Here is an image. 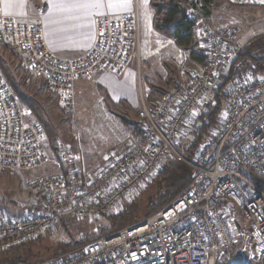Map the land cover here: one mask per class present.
I'll return each instance as SVG.
<instances>
[{"label":"built area","instance_id":"2783aa9c","mask_svg":"<svg viewBox=\"0 0 264 264\" xmlns=\"http://www.w3.org/2000/svg\"><path fill=\"white\" fill-rule=\"evenodd\" d=\"M26 1L32 20L6 15L0 0V45L12 51L25 74L43 80L65 113L75 111L77 81L98 73L119 76L138 58L136 12L96 17L90 48L66 58L45 40L46 0ZM201 11L200 4L190 7L185 19L206 66L164 93L150 113L141 111L145 127L138 141L118 130L129 148L103 169H80L72 151L59 146L60 172L27 185L29 209L16 218L0 211V252L38 238L63 218L95 222L146 183L170 154L187 164L173 147L188 119L214 94L220 65L232 54L238 35L234 27L212 29ZM222 101L226 111L220 128L195 150L186 190L142 223L39 264H264V191L244 176L264 177V73L247 74ZM47 162L43 125L27 121L0 69V172L42 170Z\"/></svg>","mask_w":264,"mask_h":264},{"label":"rangeland","instance_id":"374dc122","mask_svg":"<svg viewBox=\"0 0 264 264\" xmlns=\"http://www.w3.org/2000/svg\"><path fill=\"white\" fill-rule=\"evenodd\" d=\"M151 1L131 0L132 11L136 12L138 17V33L135 40L138 58L134 57L132 61L136 63V74H134L136 103L133 106H127L124 101L119 103L117 99L113 101L109 91L102 85L112 88L114 76L99 73L90 79H81L75 83V111L65 113L58 105L56 97L44 89L42 79L25 74L15 56L0 49V67L21 101L27 121L40 123L44 127L48 155V162L42 170L26 173L0 172L1 212L10 218H16L29 209L31 202L27 185L33 178L60 172L56 154L59 146L67 147L72 151L80 169L95 171L103 169L109 161L129 148L127 146L130 143L122 141L123 137L118 136V130L123 135L131 134L134 140L138 141L137 138L145 127L141 120V111L145 108L150 113L164 93L192 72H200L206 66L207 58L197 49L194 37L189 48H178L171 40L155 30L156 13L155 9L151 8ZM166 2L180 4L181 9L184 10V17L188 8L199 4V0H167ZM208 11L207 16L203 11L201 14L206 24L212 29L234 27L238 30L237 43L233 52L222 62L218 70V76L215 79L217 90L223 85L222 91L226 92L231 85L247 74L251 76L263 74L264 71L255 75L248 68L251 67L250 61L264 60V3H261V0H214ZM153 35L160 37L163 46L159 45ZM199 54L205 60L203 64L193 58ZM235 61L239 62L233 65ZM233 66L238 67L239 73L232 74L231 79L224 86L228 70ZM101 75L106 79L97 82ZM122 75L121 86L132 98V80L126 73ZM122 88L119 85V88L115 89L120 92ZM212 100L213 97L209 96L200 109L188 119L178 142L173 147L175 153L186 155L191 147L192 135L198 119L205 113V105L207 106ZM225 111L224 104L221 103L217 124L208 129L199 146L216 134ZM178 162L180 161L174 154L168 155L146 183L124 197L121 203L109 213L99 217L95 222L63 218L52 229L28 245L24 244L0 253V264L23 262L27 249L32 252L30 253L32 258L28 259L27 264H39L76 252L92 241L142 223L158 212L159 209L156 212L153 211L156 207L155 202L166 193L167 180L159 174L163 172L167 164ZM173 172L174 170H170L169 173ZM122 214L126 219L124 218L125 223L121 226H125L118 228L119 223L115 219ZM239 232L238 228L235 235L238 236ZM232 259L237 262L235 253L232 254ZM238 259L244 260L240 256Z\"/></svg>","mask_w":264,"mask_h":264},{"label":"trees","instance_id":"16d2710c","mask_svg":"<svg viewBox=\"0 0 264 264\" xmlns=\"http://www.w3.org/2000/svg\"><path fill=\"white\" fill-rule=\"evenodd\" d=\"M167 0H152L151 1V8L155 9V19H154V28L155 30L160 33L162 36L166 37L167 39L171 40L176 47L178 48H189L193 43V34L191 30V26L186 21L184 17V10L181 9L180 4H176L175 2L169 3L166 2ZM214 0H199V4L203 7V12L207 16L209 14V8L213 4ZM156 2V3H155ZM196 2V1H195ZM194 2V4H195ZM0 49L5 53H11V56H14L11 50L3 45H0ZM193 56V55H191ZM196 61L200 64L204 63V58L201 54L199 56L194 57ZM18 61V59H17ZM239 61H235L233 65H235ZM245 65V63H242ZM249 66H251L249 71H252L253 74L257 75L264 71V60H252L250 61ZM3 75L7 78L5 72L0 67ZM239 70L238 67H231L228 70V73L225 77L224 86L231 79L232 74H238ZM242 73H240L241 75ZM223 85L220 86L217 90L215 87L214 94L212 95L213 100L205 105V113L198 119L197 126L194 130V134L192 135V144L191 147L187 150L186 155L184 156L186 163H169L167 164L166 168L161 172L159 175L163 176V179L166 178L167 186H166V193L158 198L155 202V208L153 211H157L167 205L170 201H172L176 196L181 194L184 190H186L192 181V169L189 166L193 162L194 159V152L198 148L199 143L201 142L202 138L204 137L205 133L211 126L217 124V116L219 114V109L222 101V97L225 94L222 91ZM170 170H174L172 174H170ZM244 176L249 179L255 186H257L260 190L264 191V177L256 175L252 172H245ZM158 210V211H159ZM126 217L119 215L115 221L119 223L118 228H122V224L125 223ZM60 222V220H59ZM116 227V225H114ZM105 233V232H103ZM33 241V240H31ZM31 241L22 243L20 245L11 247L5 251L0 253L9 251L10 249L19 247L21 245H28ZM84 243V242H83ZM81 245V244H80ZM38 251V250H36ZM30 250H26V254L23 259V262L19 264H27L28 259L32 258V254L30 255Z\"/></svg>","mask_w":264,"mask_h":264},{"label":"crops","instance_id":"0c3cea01","mask_svg":"<svg viewBox=\"0 0 264 264\" xmlns=\"http://www.w3.org/2000/svg\"><path fill=\"white\" fill-rule=\"evenodd\" d=\"M4 13L7 15L19 17L25 20H32L34 13L26 0H9V2L15 4L12 8H6L5 0H1ZM47 10L43 16V29L45 34V40L47 45L56 55L66 58L78 57L85 53L91 46L94 39V20L98 16L108 15L111 17H117L121 13H129L132 11V2L127 0H46ZM91 4L99 3V8H76L69 7V5L76 4ZM112 4L113 7H108ZM154 38L158 41L160 46L162 45L160 37ZM170 46H173L170 44ZM178 49V48H177ZM136 63L131 64L128 67V71L125 70L122 74L126 73L132 80V98L129 97V93L122 88L120 82L122 74L119 76L112 75L114 84L111 87L103 84L109 91L111 99H117L119 103L123 101L127 106H133L136 103V86L135 75ZM99 74V73H98ZM100 80L106 78L101 75ZM122 88L119 92L115 88Z\"/></svg>","mask_w":264,"mask_h":264},{"label":"snow or ice","instance_id":"6c2138e0","mask_svg":"<svg viewBox=\"0 0 264 264\" xmlns=\"http://www.w3.org/2000/svg\"><path fill=\"white\" fill-rule=\"evenodd\" d=\"M127 3V0H125V4ZM261 3H264V0H261ZM5 6L6 8H12L15 6V4L9 2V0H5ZM47 7V5H46ZM69 7H76V8H99L101 7V5L99 3H91V4H88V3H85V4H76V5H69ZM108 7H113L112 4H109ZM6 15L8 13H5Z\"/></svg>","mask_w":264,"mask_h":264},{"label":"water","instance_id":"95a60500","mask_svg":"<svg viewBox=\"0 0 264 264\" xmlns=\"http://www.w3.org/2000/svg\"><path fill=\"white\" fill-rule=\"evenodd\" d=\"M196 3H198V1H196Z\"/></svg>","mask_w":264,"mask_h":264}]
</instances>
